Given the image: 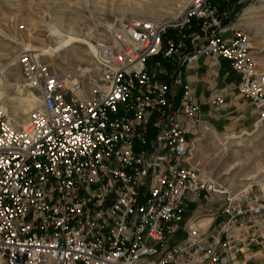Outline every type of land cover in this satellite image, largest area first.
Segmentation results:
<instances>
[{"label": "built area", "instance_id": "2783aa9c", "mask_svg": "<svg viewBox=\"0 0 264 264\" xmlns=\"http://www.w3.org/2000/svg\"><path fill=\"white\" fill-rule=\"evenodd\" d=\"M253 1L186 0L161 18L121 20L78 78L17 54L39 106L17 128L0 97V264H237L264 231V183L225 199L214 234L186 219L188 201L222 191L190 161L201 108L186 77L202 56L227 61L264 121V70L223 8Z\"/></svg>", "mask_w": 264, "mask_h": 264}, {"label": "rangeland", "instance_id": "374dc122", "mask_svg": "<svg viewBox=\"0 0 264 264\" xmlns=\"http://www.w3.org/2000/svg\"><path fill=\"white\" fill-rule=\"evenodd\" d=\"M181 1L186 0H0V97L6 119L19 128L31 110L39 106L37 94L25 84L15 62L18 53L35 51L54 70L70 78L89 75L95 71L94 41L107 40L110 30L121 20L161 18L171 14ZM246 5L242 8L233 2L223 8L233 10V23L250 37L258 66L264 70V9H257L252 19L240 21L248 6L259 8L264 0ZM61 33L75 38L59 40ZM27 97L36 99L37 104L24 110L19 101ZM240 102L242 107L237 113L227 109L225 116L214 121L201 120L197 133L190 134L191 163L202 179L214 181L222 190L186 205L191 219L207 221L201 225L203 237L214 234L222 222L220 207L227 197L238 199L248 194L251 186L264 183V121L259 123L257 115L245 117L249 104ZM217 201V208L209 210ZM212 216L216 220L209 225Z\"/></svg>", "mask_w": 264, "mask_h": 264}, {"label": "crops", "instance_id": "0c3cea01", "mask_svg": "<svg viewBox=\"0 0 264 264\" xmlns=\"http://www.w3.org/2000/svg\"><path fill=\"white\" fill-rule=\"evenodd\" d=\"M229 70L227 61L213 60L209 56H202L194 66L188 68L186 78L191 85L192 95L200 105L201 120L212 119L214 121L220 116H225L227 109L230 112L235 111L237 113L242 107L240 100H244L249 104L237 91V75ZM214 97H222L224 104L216 107L211 105L210 100ZM249 107L245 111V117L248 114L252 115L253 118L256 117V113L250 104ZM198 129L199 125L194 128V133L192 134L195 135ZM218 203L219 201L209 206L208 209H216ZM190 217L191 213L187 211L186 219H191ZM215 220L216 216L208 218V224L212 225ZM206 224L207 221H203V223H200V227ZM240 230L242 232L240 240L245 244L251 240L250 238L253 234L249 233L245 226L240 227ZM175 235L178 240L185 237L183 230H177ZM250 244L249 247L244 246V253L239 255L237 264H264V231L261 230L258 235H255L254 241Z\"/></svg>", "mask_w": 264, "mask_h": 264}, {"label": "bare ground", "instance_id": "6f19581e", "mask_svg": "<svg viewBox=\"0 0 264 264\" xmlns=\"http://www.w3.org/2000/svg\"><path fill=\"white\" fill-rule=\"evenodd\" d=\"M257 9H264V5L263 6H261V7H255V6H253V5H251V6H248L247 8H246V10L244 11V13H243V15H242V17L240 18V21H242V20H248V19H252V17H253V15L255 16V14L258 12V10ZM240 24V23H239ZM52 26V25H51ZM235 26H236V24H235ZM58 31V30H57ZM59 33H60V31H59ZM60 35V34H59ZM61 35H62V37L61 38H59V40L60 39H62V40H67V39H69V40H73L75 37H73V36H70L69 34L68 35H64V34H62L61 33ZM72 43V42H71ZM58 44V43H57ZM62 48H64L65 50H68L69 48H67V47H62ZM92 48H93V50H94V47H93V45H92ZM72 49H73V47H72ZM35 98V97H34ZM37 102H38V100H37ZM35 104H37L36 103V99H33V98H31V97H27V98H23V99H21L20 101H19V105L20 106H22L23 108H24V110H26L27 109V107H30V106H33V105H35ZM14 108H15V106H14ZM35 108V107H34ZM4 110H5V107H4ZM18 114V113H17ZM259 123H257V124H255L256 126H259L258 125ZM235 136V135H234Z\"/></svg>", "mask_w": 264, "mask_h": 264}, {"label": "snow or ice", "instance_id": "6c2138e0", "mask_svg": "<svg viewBox=\"0 0 264 264\" xmlns=\"http://www.w3.org/2000/svg\"><path fill=\"white\" fill-rule=\"evenodd\" d=\"M199 2V0H197V3ZM51 86V85H50ZM65 119H68V117L67 116H65Z\"/></svg>", "mask_w": 264, "mask_h": 264}]
</instances>
